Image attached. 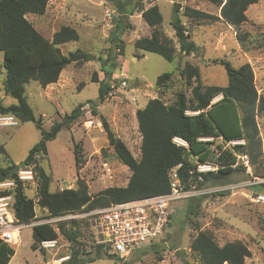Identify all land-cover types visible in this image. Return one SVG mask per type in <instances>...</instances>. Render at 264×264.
Instances as JSON below:
<instances>
[{
    "label": "rangeland",
    "instance_id": "rangeland-1",
    "mask_svg": "<svg viewBox=\"0 0 264 264\" xmlns=\"http://www.w3.org/2000/svg\"><path fill=\"white\" fill-rule=\"evenodd\" d=\"M142 3L145 9L159 6L163 15L160 29L174 40L177 49L179 45L170 23L173 19V4H180V16L190 31L192 40L200 47L199 52L190 56L179 54L175 62L170 63L159 55L136 49L135 42L149 37L152 28L146 24L140 13L135 12L128 19L121 20L123 32H117V22L122 18L112 3L103 0H49L43 16H26L36 30L49 40H52L53 35L63 26L75 28L80 35L79 41L61 45L62 53L68 55L82 50L94 57L92 61L81 65H69L56 84L43 88L37 82L31 81L25 85L28 102L36 118H41V128L44 131H51L56 123L62 122L75 108L84 105L80 118L63 127L56 139L46 142L48 156L39 160L53 176L52 191L76 189L79 179L88 186L92 197L110 187L127 186L131 172L117 159L110 147L103 121L108 123L116 137L121 139L139 160L142 136L137 111L145 108L150 99L160 97L165 102L172 103L175 93L185 91L186 85L181 80L178 69L187 62L200 68L201 78L206 86L228 85L225 67L215 63L220 60L229 61L235 68L250 63L258 74L259 70L264 68V0L250 6L247 11L248 20L239 30L223 20L209 24L192 22L183 16L186 7L219 15L220 9L207 0H143ZM239 32L247 35L243 43L238 40ZM116 37L121 41L117 42ZM120 42L124 46L123 52L117 47ZM108 54L112 56L113 61H108ZM99 57L103 60H98ZM3 59L4 55L0 53V101L3 105L10 106L18 102L4 93L6 70ZM166 73L174 74L173 84L161 95L156 89V83L158 77ZM95 74L99 82L106 79L111 86L103 103L98 101L100 83L92 81ZM123 75L126 77V87L121 85ZM258 86L260 87L259 84ZM187 94L191 96L189 91ZM187 113L196 114L191 111ZM90 120H94V126L91 128L88 127ZM10 123L2 121L0 117V145H3L7 152L6 157L0 154V167L24 162L31 150L45 141L36 123L6 126ZM262 137L264 141V129ZM79 144L83 148L85 165L77 171L75 149ZM217 146L225 150L232 149L234 144L215 142L213 148L216 149ZM21 169L33 170L36 178L34 165ZM254 172L261 177H254ZM233 175L232 179L225 180L231 183L230 186H237L235 190L229 191V194L224 190L203 195L206 188L212 186L193 187L194 197L173 205L172 220L164 235L136 250L125 261L109 257L96 259L95 246L98 238L87 214L104 208L80 210L71 214L74 219L67 221L66 227L73 226L77 231L78 243L67 242L60 237L54 250L43 251L40 247L39 250H34L33 227L44 223L56 226V219L47 218V212L35 203L36 220L28 225H21L25 227L21 230L20 244H7L14 252L9 264H62L69 260L74 249H81L82 257L86 261L95 259L87 264H198L196 255L190 252V243L196 229L213 233L220 246L234 241L245 243L252 252L245 264H264V230L260 226L264 223V204L251 201L253 194L264 195L252 188L258 183H264V166L257 167L254 171L250 167L245 173L238 172ZM36 182L38 185L24 186L26 196L35 202L39 187L37 178ZM13 187L6 186L1 190ZM222 188L224 187L218 189ZM152 244L157 245V248H151Z\"/></svg>",
    "mask_w": 264,
    "mask_h": 264
},
{
    "label": "trees",
    "instance_id": "trees-1",
    "mask_svg": "<svg viewBox=\"0 0 264 264\" xmlns=\"http://www.w3.org/2000/svg\"><path fill=\"white\" fill-rule=\"evenodd\" d=\"M103 1L112 3L122 18L117 22V32L120 30L123 32L121 20L128 19L135 12L140 13L146 24L152 28L149 37L135 42L136 49L159 55L170 63L175 62L179 54L190 56L199 52L200 47L192 40V35L180 16L182 9L180 4H173V19L170 23L179 45L177 49L174 40L160 29L163 15L159 6L145 9L143 0ZM207 1L220 9L219 15L186 7L183 16L189 21L199 23L210 24L223 20L236 30L247 22V11L250 6L260 2V0ZM48 3L49 0H0V53L4 55L3 66L6 70L3 90L7 96L18 102L6 106L0 101V115H11L19 124L36 123L45 139L31 150L25 160L28 166H35L36 178L39 181L37 202L26 196L25 185L18 181L17 174L12 175L15 163H11L9 167H0V184L15 183L11 189H0V197L12 198L11 211L18 224L28 225L36 220L35 203L47 212V218L56 219L80 210L90 211L167 194L170 192L174 173L178 174L186 190H191L195 186L205 188L208 185L212 187L224 185L229 176L246 172L243 163L238 162V156H247L253 171L264 166L263 142L257 122V117L264 115V98L258 93L251 64L246 63L235 68L227 60L217 61L215 63L221 64L227 71L228 85L206 86L203 84L200 68L187 62L178 69L180 78L186 85L185 91L175 93L172 103H167L160 97L150 99L145 108L137 111L142 136L139 160L133 156L126 144L116 137L108 123L103 121L104 131L115 156L132 173L127 186L110 187L92 197L88 186L79 179V186L76 189L52 191L53 176L39 160L48 156L46 142L56 139L63 127L80 118L84 105L75 108L62 122L56 123L51 131H44L41 128V118H36L28 102L25 85L31 81L37 82L43 88L56 84L69 65H81L92 61L94 57L82 50L68 55L62 53L61 45L79 41L80 35L75 28L63 26L53 35L52 40L45 38L36 30L26 16L29 14L43 16ZM237 37L243 43L247 35L239 32ZM116 41L121 40L116 37ZM117 47L123 52L124 46L121 42ZM107 57L108 61L114 60L110 54ZM98 60L103 59L99 57ZM173 78L172 73L158 77L156 89L159 94L164 95L167 89L169 90ZM92 81L100 83L98 101L103 103L111 86L106 79L99 82L96 74ZM187 91L191 96H188ZM219 96L222 98L213 103ZM189 111L196 114L189 115L187 113ZM217 138H222L224 143L244 141V144H236L232 149L223 150L221 146L214 149ZM175 139L184 141L187 146L177 144ZM0 154L7 156L3 145H0ZM75 159L77 171H80L85 165L80 144L76 146ZM236 164L238 165L234 167ZM201 165H213L217 170L199 172L198 167ZM253 176L261 177L257 172H254ZM252 188L264 193V183H258ZM226 194H229V191ZM171 220L172 215L168 226ZM66 226V222L58 223L56 226L53 224L34 226L32 248L39 250L41 242L59 241L60 237L67 242L78 243L77 231L73 226L69 228ZM260 226L264 230V223ZM151 248H157V245L152 244ZM190 252L196 255L198 264H245L246 259L252 256L245 243L234 241L220 246L213 233L201 229H196V234L192 237ZM13 255V250L0 239V264H9ZM82 255L81 249H74L69 260L62 264H87L95 260L86 261ZM95 256L96 259L109 257L120 261L104 244L97 243Z\"/></svg>",
    "mask_w": 264,
    "mask_h": 264
},
{
    "label": "built area",
    "instance_id": "built-area-1",
    "mask_svg": "<svg viewBox=\"0 0 264 264\" xmlns=\"http://www.w3.org/2000/svg\"><path fill=\"white\" fill-rule=\"evenodd\" d=\"M121 85L123 87L127 86L124 75L122 76ZM0 117L4 122H11L6 124V126H18L19 122L15 117L11 115H1ZM93 126L94 120H90L88 127L91 128ZM238 162H242L246 169H250L247 156H238ZM200 168L199 172H204L206 166H201ZM17 179L24 185H38L31 169L18 171ZM14 185V182L1 183L0 189ZM236 188L237 186L232 185L222 189L204 191L202 194H213L224 190L232 191ZM194 192L195 188L186 190L178 174L174 173L171 189L167 194L113 204L104 209L88 213L87 216L98 238V243L108 246L111 253L116 254L121 261H125L136 250L161 238L170 221L173 205L181 200L194 197ZM251 201L257 204H264V195L253 194ZM11 204L12 198L10 196L0 197V239L10 246H18L21 242V230L25 226L17 223L11 211ZM71 214L73 213L56 217V225L74 219ZM57 246L58 240L43 241L39 245L43 251L54 250Z\"/></svg>",
    "mask_w": 264,
    "mask_h": 264
},
{
    "label": "crops",
    "instance_id": "crops-1",
    "mask_svg": "<svg viewBox=\"0 0 264 264\" xmlns=\"http://www.w3.org/2000/svg\"><path fill=\"white\" fill-rule=\"evenodd\" d=\"M254 73H255V82H256V87H257L258 93H259L260 96H262L264 98V68L259 70V74L256 73L255 70H254ZM258 84L260 85V87L258 86ZM221 98H222V96H219L218 98H216L213 101V103H216ZM257 122H258V126H259V129H260V134H261V138H262V142H263V153H264V141H263V137H262V129H264V115L263 116H258L257 117ZM207 140L211 141L212 139H207ZM215 142H217L218 144H229V143H224V140L222 138L215 139ZM231 143H233L234 145L235 144H244V141H234V142H231ZM216 170H217L216 167H207L206 166V168L204 169V172H209V171L216 172ZM131 175H132V173H130V177H131ZM226 179H232V175L229 176ZM230 185H231V183L226 181V184H224V185H217V186L215 185L213 187L206 188L205 191H208V190L210 191V190H214V189H218L220 187H226V186H230Z\"/></svg>",
    "mask_w": 264,
    "mask_h": 264
},
{
    "label": "water",
    "instance_id": "water-1",
    "mask_svg": "<svg viewBox=\"0 0 264 264\" xmlns=\"http://www.w3.org/2000/svg\"><path fill=\"white\" fill-rule=\"evenodd\" d=\"M27 166V162L26 161H24V162H22V163H20V164H18V165H16L14 168H13V170H12V175L13 174H15L18 170H20L21 168H24V167H26Z\"/></svg>",
    "mask_w": 264,
    "mask_h": 264
},
{
    "label": "bare ground",
    "instance_id": "bare-ground-1",
    "mask_svg": "<svg viewBox=\"0 0 264 264\" xmlns=\"http://www.w3.org/2000/svg\"><path fill=\"white\" fill-rule=\"evenodd\" d=\"M175 141L177 143H179L180 145H182V146H187V144L184 141L180 140V139H175Z\"/></svg>",
    "mask_w": 264,
    "mask_h": 264
}]
</instances>
